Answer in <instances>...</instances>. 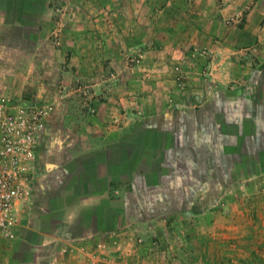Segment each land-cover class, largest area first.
Here are the masks:
<instances>
[{"label":"crops","instance_id":"obj_1","mask_svg":"<svg viewBox=\"0 0 264 264\" xmlns=\"http://www.w3.org/2000/svg\"><path fill=\"white\" fill-rule=\"evenodd\" d=\"M57 9L66 11L59 45L50 39ZM83 18L94 24L87 28ZM227 19L233 22L223 28ZM262 39L264 0H221L217 10L212 0H0V95L41 103L67 61L98 100L90 135L57 164L46 156L47 117L37 137L30 201L19 213L15 239L0 241V264H81V249L94 252L99 243L107 250L104 264H175L169 213L179 218L202 209L196 202L208 194L209 179L229 178L242 163L248 170L234 180H264ZM133 43L145 46L152 62L162 50H206L208 59L198 60L206 66L207 90L168 110L143 99L137 81H124L115 93L122 108L137 87L141 98L130 100L144 102V115L112 124L113 96L103 79L108 69L122 68L117 53ZM24 57L28 67L20 63ZM257 62L258 72L245 67ZM220 184L222 192L242 195L237 181ZM227 209L234 211L240 240L246 223L255 234L253 241L245 238L248 250L249 243L264 241V205ZM245 211L251 214L241 225ZM140 236L143 244L133 245Z\"/></svg>","mask_w":264,"mask_h":264},{"label":"rangeland","instance_id":"obj_2","mask_svg":"<svg viewBox=\"0 0 264 264\" xmlns=\"http://www.w3.org/2000/svg\"><path fill=\"white\" fill-rule=\"evenodd\" d=\"M220 4L221 0H212V10L220 9ZM81 9H84V15L90 11L87 3H84ZM57 10L55 13L59 15L57 19L59 25H56L50 34V39L55 45H59L60 34L58 30L64 28V23L61 22V19L64 18L63 16L66 12L64 9ZM247 11L243 9L239 12L241 15L238 18H243ZM90 19H85L87 28L94 24L93 20ZM131 21L130 26H132ZM232 22V19H227L220 23L225 28ZM133 39L136 41L135 38ZM262 42H264V39H262ZM130 43L132 42L130 41ZM144 48L145 46L133 43L131 46L120 50L116 57H118L122 68L117 66V68L106 71L103 83L107 89L111 90L110 96H113L111 105L114 112L112 113L111 123L114 125L121 122L132 123L133 119L142 118L144 115V102H140L137 99L136 104L134 99L130 100V97L141 98V95L137 94V87H134V90H132L134 93L131 92L130 94L132 95L127 99V104H131L127 107L125 106V108H122L121 101L115 95L117 90L125 88L126 83L128 85L132 80L137 81L140 88H144L143 99L147 100V102L148 100L151 101L154 106L158 105L168 110L169 108L179 109V105L194 97L192 94H201L207 90L206 84L209 81V77L204 69L206 66L202 65L198 60L199 57L202 58V61L208 59L207 55L209 53L206 50L190 49L181 52L162 50L159 54L161 56L159 57L160 60H153L155 62L153 64L152 59H148V53L144 51ZM65 58L69 59V53L65 55ZM29 61L30 59L24 57L20 60V63L27 66ZM145 61L149 62V66L144 65ZM158 61L159 63L156 65ZM245 67L256 72L260 70L258 62L254 66L246 64ZM75 70L76 68L64 61L62 67H60V73L64 77L61 76L62 79L57 83H52L49 87V95L40 99L41 103L50 108L47 121L50 145L46 156L47 160L55 164L64 159L71 150H75L79 143L78 139L81 136L87 138L90 135L88 127L94 120L98 121L95 117L98 111L94 107L98 100L91 98L90 92L93 90L89 86V82L87 80L80 81L76 73H74ZM189 74H193V76ZM39 76L41 75H38L39 81H42L43 78ZM105 79L106 81H104ZM163 81L166 82L163 83ZM187 103L191 104L190 101ZM38 166L41 167L40 163ZM235 169L236 172L232 173L229 178L209 179V187H211L208 194H204L199 199L197 198L198 201L196 202V206L202 209L188 210L179 214V218H177L176 212L169 213V219H166L170 223L167 226V231L173 234L171 241L174 245L173 251L175 254L173 257L174 260L176 259L175 264H241L239 261L245 256L240 257L239 251H244L246 254L249 253L248 245H246L248 242L244 241L247 239L253 241L251 238L255 234L252 235L248 228L249 224L246 223V225L244 220H248L247 216L251 213L247 211L244 213L245 218L243 217L241 225L245 224L246 227L240 228V230H244L242 236H239L242 238L240 240L238 238L240 231H238V228H233L234 211L230 212L227 206L234 208L237 204L242 203V206L250 211L252 206L264 205V180L260 178L258 180H234L232 175L247 171L248 165L242 163L241 166H237ZM220 181L223 184L224 182L237 181L238 184L234 186L237 187L238 192L242 195L238 196L237 193L229 192V190L222 192L224 189L217 188L221 186ZM248 185L250 187L248 192L243 194ZM192 208L195 209L197 207L192 206ZM207 213L209 217L205 216ZM253 219L255 218H250L252 223H254ZM206 222H208V225ZM249 235L250 237H247ZM260 235L263 237L264 232L262 231ZM133 241L135 246L143 244L141 236ZM177 256H179V259H177ZM229 258L232 263L228 261Z\"/></svg>","mask_w":264,"mask_h":264},{"label":"built area","instance_id":"obj_3","mask_svg":"<svg viewBox=\"0 0 264 264\" xmlns=\"http://www.w3.org/2000/svg\"><path fill=\"white\" fill-rule=\"evenodd\" d=\"M49 112L43 103L0 95V241L15 239L19 213L30 201L37 137ZM94 248L81 249V264L105 263L106 246L99 243Z\"/></svg>","mask_w":264,"mask_h":264},{"label":"trees","instance_id":"obj_4","mask_svg":"<svg viewBox=\"0 0 264 264\" xmlns=\"http://www.w3.org/2000/svg\"><path fill=\"white\" fill-rule=\"evenodd\" d=\"M249 253L242 260L241 264H264V241L250 244ZM230 263H232L229 258Z\"/></svg>","mask_w":264,"mask_h":264}]
</instances>
